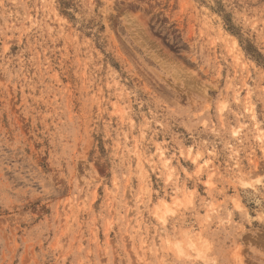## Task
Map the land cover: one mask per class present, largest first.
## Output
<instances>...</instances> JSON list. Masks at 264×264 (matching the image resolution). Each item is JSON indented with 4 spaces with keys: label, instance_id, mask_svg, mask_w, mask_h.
<instances>
[{
    "label": "rangeland",
    "instance_id": "obj_1",
    "mask_svg": "<svg viewBox=\"0 0 264 264\" xmlns=\"http://www.w3.org/2000/svg\"><path fill=\"white\" fill-rule=\"evenodd\" d=\"M0 264H264V0H0Z\"/></svg>",
    "mask_w": 264,
    "mask_h": 264
}]
</instances>
